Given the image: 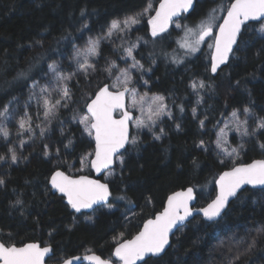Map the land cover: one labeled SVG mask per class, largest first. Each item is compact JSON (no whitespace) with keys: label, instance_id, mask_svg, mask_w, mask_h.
Segmentation results:
<instances>
[{"label":"trees","instance_id":"obj_1","mask_svg":"<svg viewBox=\"0 0 264 264\" xmlns=\"http://www.w3.org/2000/svg\"><path fill=\"white\" fill-rule=\"evenodd\" d=\"M160 1L0 0V113L5 107L11 109L13 136L25 112L34 124L47 127L43 107L38 108L29 96L36 87L53 83L50 65L64 75L76 73L69 82L68 107L60 108L44 136L25 149L24 161L0 162V178L6 181L0 186V239L6 244H51L54 262L89 251L111 257L115 244L137 233L145 220L161 210L170 193L193 186L198 205L213 198L218 176L232 166L216 158L215 131L233 110L250 109L257 124L264 119L261 23L245 26L230 62L214 76L210 71L213 49L205 46L195 58L181 60L177 39L184 34V25L195 28L214 8L220 9L215 13L220 22L233 0H196L193 9L181 16L180 31L171 29L153 38L148 18ZM150 6L153 10H148ZM127 17L140 22L128 34L102 41L101 55L89 59L96 66L95 73L81 75L73 60L75 50L90 38L104 35L113 20ZM135 44V59L143 65L140 75L150 73L149 91L165 95L173 104L175 119L166 126L162 140L144 133L122 153L124 165H116L109 181L110 210L100 207L77 213L53 190L51 175L58 169L79 168L87 155L91 159L94 143L75 119L86 113L85 105L98 87L112 83L125 49ZM110 62L118 66L111 77L104 71ZM200 81L206 87L193 89L192 84ZM198 97L202 103L197 105L199 115L194 116ZM201 140L203 147L198 146ZM261 144L264 130L254 131L236 163L264 157ZM0 155H10L3 143ZM86 173L92 174L91 168ZM91 215H95L93 223L86 221ZM253 238L254 246L245 251L246 242ZM236 248L241 257L235 264H264V188L243 190L217 221L194 217L176 232L165 254L142 264H232Z\"/></svg>","mask_w":264,"mask_h":264},{"label":"snow or ice","instance_id":"obj_2","mask_svg":"<svg viewBox=\"0 0 264 264\" xmlns=\"http://www.w3.org/2000/svg\"><path fill=\"white\" fill-rule=\"evenodd\" d=\"M196 0H162L156 15L150 17L148 24L151 26V36L153 38L162 36L167 32L172 18L179 16L182 12L187 13L193 9ZM220 10L214 8L210 10L208 18L201 20L195 28L187 25L183 26L184 37L181 38L179 47L185 49V54H193L199 50L200 45L206 37L213 35L214 28H218L219 33L214 37V53L211 57V73H217L218 68L225 64L229 59V54L233 51V46L237 45L238 37L241 34L242 26L246 22L259 21L261 23V32L264 33V0H234L230 6L224 9L227 13L222 24H216L215 13ZM83 15V13H81ZM142 15V14H141ZM140 21L136 17H127L123 20H113L108 28L106 35L89 39L83 49H77L73 60L78 65V72L87 77L90 73H95V64L89 63V58L99 57L100 44L102 40H108L114 34L127 33L132 27ZM87 24L82 25L86 28ZM176 28H181L179 23ZM136 45L125 49L126 58H131L133 63L131 68L142 69L143 65L136 61L133 51ZM173 60L179 63L173 57ZM118 66L115 62H110L104 69L109 77L112 76L113 69ZM53 74V83L45 84L39 87L38 91H33L29 100H35L37 107H43L44 118L47 127L40 129V135L43 137L51 126L52 120L58 114L60 108L68 107L71 100L69 82L76 73L64 75L57 71L55 66L50 65ZM120 74L115 77L111 84L105 83L98 87L94 93V98L87 103L86 109L88 115L84 116L79 122L84 125L89 136L95 140V158L91 160V167L97 173L103 169H109L116 160L120 165L124 164L122 156L117 157V153L124 149L126 145L137 143V137L130 136V125L135 124L137 129L147 127L151 129L163 116L171 117L167 105L164 103V97H148L145 93L139 96L134 87H130L133 81L130 69H119ZM23 75V74H21ZM145 83H147L145 81ZM239 84V81H236ZM193 89L197 87L203 89L206 87L204 81L198 84H192ZM35 88V85H34ZM53 93L59 98L55 99ZM148 103L147 116L145 120V103ZM27 107V105H26ZM133 109H138L140 117L133 115ZM4 114H8V108H4ZM181 111L183 108L181 106ZM195 114V109H193ZM244 119L241 120L237 112H233L236 131L241 136L250 135L248 131V119L252 115L250 109H243ZM39 112H37V116ZM118 116V118H117ZM32 117L25 112V118L19 121V134L23 132H33L31 127ZM203 127V121H200ZM179 128V126H177ZM264 130V119L260 120L254 131ZM161 132L163 130L161 129ZM223 135V132L221 133ZM0 136L8 140L10 132L5 126H0ZM159 140L160 136H155ZM24 141H21L19 147L23 148ZM71 143V141H69ZM220 145V140H217ZM199 147L204 146L201 140ZM260 147L264 149V144ZM243 148V144H241ZM47 149V145H45ZM59 150H57L58 152ZM226 151V150H225ZM10 155H0V162L10 159L12 163L18 162V155L15 148H9ZM229 156H239V152L233 149ZM45 155L48 152L45 151ZM114 157L116 159H114ZM111 174V173H109ZM6 183L4 178H0V186ZM50 184L53 189L63 194L67 198V204L75 212L79 213L84 209H93L95 205H105L108 203L111 192L107 183H101L99 180L90 179L87 176L72 178L62 171H55L50 178ZM217 184L220 187V193L208 204L207 207L198 209L208 220H215L220 217L221 212L227 206L230 197L236 196L237 191L244 185H264V159L254 160L252 163L234 165L229 171L220 175ZM195 199L193 188L189 187L186 191L174 193L168 197L167 207L163 212L157 214L155 219H149L143 226V230L130 240L118 242L115 247L114 255L120 261V264H137V261L143 260L145 256L159 255L164 252L169 243V233L177 222H183L192 215L193 209L189 207L192 200ZM17 204L21 201L17 200ZM245 251L250 250L255 244V238L246 242ZM229 251H232L229 249ZM54 255L51 245L41 247L38 243H28L17 247L15 244H6L0 241V264H44L45 257L51 258ZM241 257L240 249L236 248L232 264H235ZM92 264H112L111 260L102 259L100 256L91 254L83 257ZM81 260L79 256L65 258L61 264H76Z\"/></svg>","mask_w":264,"mask_h":264},{"label":"rangeland","instance_id":"obj_3","mask_svg":"<svg viewBox=\"0 0 264 264\" xmlns=\"http://www.w3.org/2000/svg\"><path fill=\"white\" fill-rule=\"evenodd\" d=\"M148 10H153L152 6H150ZM154 11L155 12L153 13V15L149 16V18L153 17L155 15L157 9H155ZM149 18H148V20H149ZM120 20H123V19H120ZM218 21H219V17L216 15L215 23L219 24ZM176 23H179L181 25V28H176L175 27ZM110 25H111V23H110ZM136 26H137V24L134 25L133 27H136ZM108 28L106 30V33L108 31ZM171 29H175L176 31H180L182 29L181 17H179L178 19L173 21L172 25L168 28L167 32H170ZM260 29H261V26H260ZM106 33L104 35H106ZM126 34H128V32L127 33H122L123 36L126 35ZM262 34L264 36V33H262ZM104 35L95 36V37H92L90 39H96L97 37H101V36H104ZM182 37H184V34L179 36L178 39H177V46H178V50H179L178 54L181 57V60L185 59V58H195L202 51V49H204L205 46L210 47L211 50L213 49L214 36L212 35L210 37H206L205 38L204 42L200 45L199 50L197 52H195L193 54L186 55L185 54V49L179 47V43L181 42V38ZM88 41L86 42L85 45H83L82 47H78L77 49H83L87 45ZM102 41H104V40H102ZM102 41H101V43H102ZM135 45H136V47L134 48L133 55H134V53H135V51H136V49L138 47L137 44H135ZM132 46H130V47H132ZM77 49L75 50V53H76ZM75 53H74V55H75ZM90 58L93 59L92 57H90ZM123 60H124L123 64L117 69L116 74L114 76V79H115L116 76H118L120 74L119 69H130L131 75L133 77V81H132V84L130 86H132V87H134L136 89L138 95L139 96H143L146 93L148 97H157V96L164 97V103L167 105L168 111L171 112V117H169L167 115L163 116L160 120L157 121L155 126L152 127L151 129H149L147 127L137 129L135 124H132L133 125V133H134L133 136L137 137V141H139L140 136H142L144 133H147V134L152 135L153 137L160 136V139L158 140V141H160L165 136V130L167 128L166 126L170 122H173L174 119H175V115H174V111H173V104H169L167 102V99H166L165 95H163L161 93H154V92H150L149 91L150 88H151L150 81H149V74L150 73L147 74V75L142 76V75H140V69L131 68V65H132L133 61H132L131 58H126V54H125ZM145 81L147 83H145ZM38 90H39V87H36L34 89V91H38ZM53 97L55 99L59 98V96H54V95H53ZM200 103H202V99L200 97H198V100L196 102V106L193 108V109H195L194 116H198L199 115V109H198L197 105L200 104ZM144 107L146 109V112H145V120H146L147 108H148V103L147 102L144 104ZM8 110L9 111H8L7 115H5L4 112L0 113V126L7 127V129L10 132V136H9L8 140H5L2 136H0V144L3 143L5 145H7L8 149L9 148H15L16 149V152H17V155H18V158H19L17 164H19V163L24 161L23 154L25 152V149L29 145H31L34 141H36L39 137H41V135H40V129L41 128H40V125L34 124L33 123V119H32L31 120V127L33 129V132L25 131L22 134L18 135V132H19V130H18L16 135L13 136L14 134H12L11 128L9 127L10 122H11V109H8ZM133 111L135 112L136 117H140L141 113L139 112L138 109H133ZM234 111L238 113L239 118L241 120H243L245 118L244 114H243V110H237V109L233 110L226 117V119L222 122V124L219 125V127L216 129L215 137H214V144H215V148H216L215 154H216L217 160L220 163H225V164L227 163V164H231V165L236 164V162L240 159V157L242 155V152L247 148L246 146L249 143V139L253 137L254 130H255L256 125H257V122H256L257 119L254 117V114L251 112L252 115L248 119V131H249L250 135L242 137L241 134L236 131V124L234 123V118L232 116V113ZM86 115H88V114L84 113V114L80 115L77 119H75V122L82 127L83 132H84V134L87 137L92 138V136L88 135V132L85 130L84 125L79 122ZM202 121H203V127H201V130L205 131L204 120H202ZM177 126H179V128H180L179 124H177L175 126L177 129H179ZM42 128H44V127H42ZM161 129L163 130V132H161ZM222 132H223V135L221 134ZM218 139L220 140V145L217 144V140ZM21 141L25 142L23 148L19 147V144H20ZM241 144H243V148H241ZM233 149H236L237 152H239V156L238 157L235 156V155L229 156L227 154V153H231ZM121 156L123 157V160L125 162L124 156L123 155H121ZM88 158H89L88 155L85 156L82 159V162H81L79 168H77L75 170H70L68 172L71 175H77L78 173H80V174L86 173V171L90 168V159H88ZM118 164L120 165L119 160H118ZM123 165H120V167H123ZM109 173H111V174H109ZM114 174H115V170L114 169L108 171L106 173V175H105V179L108 180V181H111L113 179V177H114ZM106 208L109 209V210L111 209L109 206H107ZM94 219H95V215H91V216H88L86 218V221L93 223Z\"/></svg>","mask_w":264,"mask_h":264},{"label":"water","instance_id":"obj_4","mask_svg":"<svg viewBox=\"0 0 264 264\" xmlns=\"http://www.w3.org/2000/svg\"><path fill=\"white\" fill-rule=\"evenodd\" d=\"M161 2H162V0L160 1L157 10H159ZM233 2H234V0H233L231 3H233ZM231 3H230L228 6H230ZM228 6H227V7H228ZM190 10H191V9H190ZM190 10H189V11H190ZM189 11H188V12H189ZM188 12H187V13H188ZM184 14H186V13H183V12H182L179 16H174V17L172 18V23H173V21H175L176 19H178L179 17H181V16L184 15ZM155 15H156V13H155ZM155 15H154V16H155ZM226 15H227V13H226V11H225V12H224V15H223V17H222V19H221V21L219 22V24H222V23H223L224 18L226 17ZM251 22H259V21H252V20H250V21L246 22V24H245L244 26H242L241 34H240V36L238 37L237 45H238V43H239V41H240V38H241L242 32L244 31L245 26H246L247 24L251 23ZM172 23H170L169 27L172 25ZM169 27H168V28H169ZM218 33H219L218 28H215V29L213 30V36L215 37L216 35H218ZM209 37H210V36H209ZM214 42H215V41H214ZM237 45H234V46H233V51H232V53L229 54V59H228V61H227L225 64H222V65L218 68L217 73H215V74L211 73L212 75H214V76L217 75L218 72L220 71V69L223 68L224 66H226V65L230 62L231 57H232V55H233V53H234V51H235ZM214 51H215V49H214V45H213L212 55H213ZM108 84H110V83H108ZM130 87H132V86H130ZM93 98H94V97H93ZM89 102H90V101H89ZM89 102H88V103H89ZM86 113H87V109H86ZM87 114H88V113H87ZM133 115L136 117V114H135L134 111H133ZM117 118H118V116H117ZM132 134H133V125H130V136H132ZM92 141H93V143H94V152H95V140H94V137H93V136H92ZM128 146H129V145H126L124 149H121V150L116 154L117 157L121 156L122 153L128 148ZM94 152H93V156H92L91 160H93V159L95 158ZM114 159H116V158L114 157ZM260 159H264V157L255 158V159H252L251 161H248V162L236 163V164H234V165H237V166H238V165H240V164H248V163H252L254 160H260ZM91 160H90V167H91ZM117 163H118V159L116 160V162H115L112 166H110L109 169H103V170H102L101 172H99V173H97L96 170H95L94 168L91 167V170H92V172H93L92 175H91V174H86V173L77 174V175H71L69 172H67V171H65V170H63V169H58V170L64 172L66 175H69V176H71V177L74 178V179H75V178H79L80 176H87V177H89L90 179H96V180H99L101 183H107L108 186H109V190H110V192L112 193L110 183H109L108 180L105 179V175H106V173H107L108 171L114 169ZM234 165H232L231 167L226 168L225 170H223V171L220 173V175H222L223 172H225V171H229ZM56 171H57V170H56ZM54 172H55V171H54ZM220 175L218 176L217 180H219ZM217 180H216V183H215V195L213 196V198H212L209 202H207V203L204 204V205H198V202H197V193H196V190H195V188H194L193 186H188V187L183 188V189H178V190H176V191H174V192H172V193H170V194L168 195V197H169V196H172L174 193L186 191V189L189 188V187L193 188V190H194V195H195V199L192 200V201L190 202V204H189V207L193 209L192 215L189 216V217H188L186 220H184L183 222H177V224L172 228L171 232L169 233V243H168V245L165 247L164 252L160 253L159 255H151V254H149L148 256H145L143 260L137 261V264H142V263H144L147 259H149V258H151V257H160V256H162L163 254H165V252L170 248V246H171V244H172V238H173V236L176 234V232H177L179 229H181V228H183L184 226H186V224H187L189 221H191L194 217H196V216H201V217H202L204 220H206V221H210V222L217 221V220H219V219L223 216V214H224V213L226 212V210L229 208L230 204H231V203H232V202H233V201L239 196V194H240L243 190H245L246 188H255V189L264 188V185H255V186H253V185H248V184H246V185L242 186V187L237 191L236 196H234V197H230V198H229L228 203H227V206H226V207L224 208V210L221 212L220 217L216 218L215 220H208V219H206V218L203 216V213H202V212L197 211V210H198V209H202V208L207 207L208 204H210V203L216 198V196L219 195V193H220V187H219V185L217 184ZM50 185H51V184H50ZM51 187H52V186H51ZM53 190H54L55 192H58V191H56L55 189H53ZM58 193H59V192H58ZM60 194H61V193H60ZM61 195H63V194H61ZM111 196H112V194H111ZM111 196L109 197V200H108V203H107V204H105V205H95V206L93 207V209H84V210H82L81 212H92V211H94L95 209H97V208H99V207H103V206L108 205V204L110 203ZM64 197H65V196H64ZM168 197H167V199H166V201H165L164 206L162 207V209L159 210L157 213H155L153 216L149 217L147 220H145L144 223L142 224L141 228L139 229V231H138L137 233H135L133 236L128 237V238L123 239V240H130V239H132L133 237H135L136 235H138L139 232L143 230V226H144V224H145L149 219H155V216H156L157 214L163 212L164 209L168 206V205H167ZM65 200H66V202H67V198H66V197H65ZM81 212H79V213H81ZM123 240H121L120 242H122ZM0 241H2V240L0 239ZM28 243H38V244H40L41 247H44V246H47V245H51V244H43V243H41L40 241H30V242H27V243H24V244H28ZM24 244H20V245L15 244V245H16L17 247H20V246H23ZM117 244H118V243H117ZM117 244H116V246H117ZM51 246H52V245H51ZM116 246H115V247H116ZM52 249H53V246H52ZM114 252H115V248H114V250H113V255H112L111 257H105V256L101 255L100 253H98V252H94V251L83 252V253H80V254H77V255H73V256H79V257H81V260L77 261L76 264H92L91 261L86 260V259H83V257L88 256V255H91V254L98 255V256H100L102 259L111 260V261H112V264H120V261H119V259H118L117 257H115ZM52 256H53V255H51V257H52ZM70 257H72V256H70ZM67 258H69V257H67ZM48 260H49V257L46 256V257H45L44 264H61V261H60V262H48Z\"/></svg>","mask_w":264,"mask_h":264},{"label":"flooded vegetation","instance_id":"obj_5","mask_svg":"<svg viewBox=\"0 0 264 264\" xmlns=\"http://www.w3.org/2000/svg\"><path fill=\"white\" fill-rule=\"evenodd\" d=\"M93 152H94V150H93ZM92 156H93V155H92ZM92 156H91V158H92ZM90 160H91V159H90ZM117 164H118V163H117ZM117 164H116V165H117ZM115 167H116V166H115ZM90 168H91V167H90ZM112 170H113V169H112ZM91 171H92V170H91ZM92 174H93V172H92ZM92 174H91V175H92ZM166 199H167V198H166ZM165 201H166V200H165ZM108 205H109V204H108ZM108 205L103 206V207L106 208ZM163 206H164V205H163ZM99 208H100V207H99ZM161 209H162V208H161ZM124 239H126V238H124ZM121 240H123V239H121ZM121 240H120V241H121ZM120 241H118V242H120ZM118 242H117V243H118ZM117 243H116V244H117ZM43 244H48V243H43ZM116 244H115V246H116ZM114 248H115V247H114ZM112 255H113V254H112ZM48 262H54V261H52V257L49 258ZM59 262H60V261H59Z\"/></svg>","mask_w":264,"mask_h":264}]
</instances>
